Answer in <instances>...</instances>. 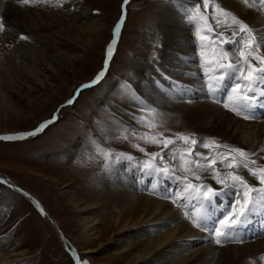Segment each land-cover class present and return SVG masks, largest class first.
<instances>
[{
    "label": "bare ground",
    "instance_id": "obj_1",
    "mask_svg": "<svg viewBox=\"0 0 264 264\" xmlns=\"http://www.w3.org/2000/svg\"><path fill=\"white\" fill-rule=\"evenodd\" d=\"M191 1L172 0L153 14L150 23L156 28V35L161 36L156 60L148 64L149 70L139 74L136 86L123 96L124 102L118 109L126 113L119 116L120 122L132 126L136 121L133 108L136 104L147 105L148 102L155 106L158 116L167 125L185 124L188 131L198 135V140L208 142L207 149L197 146L202 154H215L217 146L210 138H216L221 145L243 147L255 153L250 157L257 161L255 167L264 166V119L259 118L264 117V106L255 110L257 119L244 120L219 102L227 101L230 83L225 84L215 98L207 96L198 64L211 61L214 50L210 49L209 42H200L204 45V57L197 60L200 51L195 36L197 28L185 19ZM214 1L255 29H264V7L257 0H249L253 8L245 5L243 0ZM96 9L91 0H47L39 5L0 0V16L4 15L5 22V31L0 33V99L10 96L7 87L30 88L31 82L41 87L46 83L51 86L56 79L57 66L75 67L74 58L83 60V50L103 43L107 22L103 21L101 14L93 15ZM198 27L200 30V22ZM22 34L29 39H20ZM67 45L73 46L71 51L66 49ZM138 66L140 69L142 64ZM208 70L211 72L212 68ZM169 77L187 83L182 89L176 88L183 90L184 95L189 94L187 101L183 99L184 95L173 98L174 92L172 96L169 91V84L173 87ZM156 81L164 89H157L154 86ZM72 109L71 104L64 105L56 118ZM85 133L87 131L78 133L70 145L64 146L63 156L69 157L76 149L86 146ZM122 163L111 165L95 186L86 182L83 186V181L70 179L67 174H56L53 183L58 185V194L70 214V225L61 227L59 219L44 211L49 222L69 236L74 258L83 260L82 255L101 250L104 256L112 254L118 260L117 264H264L261 259L264 257V213L254 215L246 228L234 234L233 240L217 245L208 231L196 228L184 215L188 211L189 216H193L199 205L194 200L189 205L176 179L155 173L149 175L142 171L140 164L125 162L123 166ZM154 163L160 167L163 165L156 160ZM193 169L195 175L208 176L206 169H196L195 166ZM175 175L184 176L177 171ZM189 179L201 183L192 172ZM203 182L219 187L211 179ZM230 202V197H222L215 208L210 209L213 221L220 218ZM3 215L4 211L0 210V222ZM15 247L16 241L11 234L0 237V264H34L36 256H20L13 251Z\"/></svg>",
    "mask_w": 264,
    "mask_h": 264
},
{
    "label": "rangeland",
    "instance_id": "obj_2",
    "mask_svg": "<svg viewBox=\"0 0 264 264\" xmlns=\"http://www.w3.org/2000/svg\"><path fill=\"white\" fill-rule=\"evenodd\" d=\"M171 1H129L125 6V23L117 35V43L104 78L96 86L82 89L71 104L73 109L65 111L60 118H56V114L64 105L69 106L67 101L73 97L74 92L80 89L81 85L91 81L102 69L107 47L113 39V30L122 15L123 0H91L92 6L97 8L93 15L101 14L103 21L107 22L105 34L102 36L103 43L98 47L83 50V60L74 58L75 67L57 66L58 69L54 73L56 79L52 81L51 86L46 83L45 87H41L38 83L31 82L30 88L7 87L10 96L5 98L6 101L0 99V135L34 131L41 123L54 120V123L36 136L0 140V177H5L4 180L0 179V210L4 211L0 222V237L11 234L17 246L13 251L20 256H36L34 264H76L69 236L51 224L44 211L47 210L59 219L61 227L68 228L70 225V214L58 194V185L53 183L56 174H67L70 179L80 183L83 181V186L86 183L95 186L102 173L107 172L111 165L119 162H123V166L125 162L142 165L145 160L151 158L148 154L160 153L163 150L164 160L168 163H161L159 157L155 158L157 163L163 164L162 167H175L179 174L190 176V172L180 167L182 162L178 155L175 160H169L174 152H187L191 149L193 146L190 142L177 140L176 145L170 146L169 150L164 149L163 143L150 142L149 137H157L162 141L176 134H184L197 139L196 133L188 131L185 124L167 125L165 120L158 116L155 106L148 102L147 105L136 104L133 108L136 121L132 126H124L120 122L119 116L126 112L118 109L122 105L121 102H124L123 96L130 92L123 86L128 84L131 88L135 87L139 74L146 73L149 70L148 64L156 60L155 53L161 36L156 35L151 18L163 4ZM194 2L198 0L191 1L187 6L188 16L194 12ZM209 4L210 7L206 11L202 9L208 16L207 22H199L200 32L202 31L200 35L210 37L206 31L209 25H212L216 32H225L226 28L223 22L219 27L215 25L211 17L216 3L209 0ZM216 11L218 13V9ZM0 18L4 19V15ZM221 19L223 20L222 17ZM204 42L208 44L209 40ZM67 46L66 49L71 51L73 46ZM210 49L214 50L213 55L211 54L214 56L215 47L211 45ZM139 63L142 64L140 69ZM184 84L187 83L182 85ZM154 86L164 89L158 81ZM169 86L171 94L174 92L173 98H182L185 94L183 90L179 91L170 84ZM51 87L58 90V93ZM186 94L183 99L187 101L189 94ZM85 131L86 146L81 150L76 149L71 157L63 156L61 151L64 146L70 145V141L77 137L78 133ZM196 150L199 151L197 148ZM120 153L130 154L134 159L129 161L125 156H119ZM106 163L109 164L107 170L104 167ZM100 252L101 250H93L88 256L81 257L88 261V264H117L118 260L112 254L104 256L105 254Z\"/></svg>",
    "mask_w": 264,
    "mask_h": 264
},
{
    "label": "snow or ice",
    "instance_id": "obj_3",
    "mask_svg": "<svg viewBox=\"0 0 264 264\" xmlns=\"http://www.w3.org/2000/svg\"><path fill=\"white\" fill-rule=\"evenodd\" d=\"M16 2L20 5H39L47 3V0H16ZM128 3L129 0H123L121 5L122 15L113 30L114 38L106 50L103 69L91 81L81 85L80 89L74 92L73 98L67 101V104L74 103L75 97L82 89L94 87L104 78L113 56L114 46L117 43L115 36L119 34L121 26L125 23V6ZM243 3L249 8L254 7L253 4H249V0H243ZM257 3L264 7V0H257ZM193 7L194 12L191 16H186L185 19L197 28L195 36L198 37L197 46L200 49L197 53V60L199 61L204 57V45L200 42L209 40L210 45L215 47L213 59L198 64V71L207 96L215 98L216 94L224 89L225 84L230 83L227 101L221 100L219 102L223 103L224 108L229 109L244 120L257 119L255 110L264 106V52L261 51L264 49V29H255L226 8L221 7L220 3H217L211 18L215 21L217 27L223 22L226 28L225 32H216L212 25H209L206 31L210 34V37L209 35H200L198 23L199 21L207 22L208 20V16L204 14L202 9L206 11L210 7L209 0H198V2H194ZM4 31L5 22L0 18V33ZM20 39L28 40L29 37L22 34ZM209 67L212 68L211 72L208 70ZM169 79L172 81L173 87L182 89V81L172 80L171 77ZM123 87L127 91H131V85L125 84ZM259 118L264 119V117ZM52 123H54V120H49L41 123L34 131L2 136L0 140H18L33 137L40 134ZM145 123L149 122L145 121ZM149 140L152 143H163L164 149L169 150L170 146L174 147L176 145L177 140H182L184 143L190 142L193 146L187 152H174L169 160H175L178 155L182 162L180 167L184 168L186 172H192L195 179L201 181L199 184L193 183L188 176L175 175V167H160L154 163L157 157L160 158L161 163H168L164 160L163 150L160 153L148 154L151 158L145 160L140 167L142 171L149 175L155 173L178 181V187L182 189L184 198L187 199L189 205L193 200L196 205H199V207L192 205L195 207L193 216H189L188 211L184 215L190 219L196 228L208 231L217 245H220L223 241L233 240L234 234L246 228L252 222L254 215L264 213V166L255 167L257 161L250 159L255 153L246 151L243 147L221 145L216 138H210L211 143L217 146L216 152L215 154L204 155L196 148L198 145L208 148L209 143L204 140L193 139L184 134H176L174 137L162 141L157 137H149ZM140 151H144V149H140ZM118 155L125 156L129 161L134 159L130 154L120 153ZM186 156L189 158L185 159ZM191 165H195L196 169H206L208 176L202 178L195 175V170L190 167ZM104 167L106 170L109 169V164L106 163ZM207 179H211L219 187H212L211 184L204 183L203 181ZM257 183L259 186H257ZM222 197H230L231 202L220 214V218L213 221L210 209H214ZM173 202L176 203L175 200ZM210 222L211 227L209 226ZM75 259L76 264H88L86 260ZM261 259L264 260V257H261Z\"/></svg>",
    "mask_w": 264,
    "mask_h": 264
},
{
    "label": "water",
    "instance_id": "obj_4",
    "mask_svg": "<svg viewBox=\"0 0 264 264\" xmlns=\"http://www.w3.org/2000/svg\"><path fill=\"white\" fill-rule=\"evenodd\" d=\"M126 10V9H125ZM127 12V11H126ZM7 136V134H1L0 137ZM57 226V225H56ZM59 229V228H58Z\"/></svg>",
    "mask_w": 264,
    "mask_h": 264
}]
</instances>
